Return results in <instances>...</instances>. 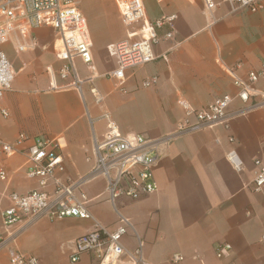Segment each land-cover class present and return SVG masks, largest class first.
I'll return each mask as SVG.
<instances>
[{
  "label": "crops",
  "instance_id": "1",
  "mask_svg": "<svg viewBox=\"0 0 264 264\" xmlns=\"http://www.w3.org/2000/svg\"><path fill=\"white\" fill-rule=\"evenodd\" d=\"M259 1L261 7L255 12L232 11L227 3H219L211 17L202 0H143L150 22L176 15L174 37H164L166 25L156 28L155 59L128 68L120 85L108 76L116 63L107 46L125 38L115 3L79 0L94 67L90 70L79 57L73 59L81 91L73 84V73L65 79L58 77L60 61L53 50L56 35L49 26L31 32L36 39L33 50L16 53L12 40L3 44L14 78L0 101L8 110L7 117L0 113V138L12 141L20 133L61 138L65 174L75 177L91 165L87 157L93 136L100 139L106 131V120L101 118L104 112L123 134L157 138L173 131L184 119L177 104L179 96L193 108L204 107L234 92L223 65L240 63L236 73L243 76L264 61V0ZM150 76H157L156 84L143 87L142 81ZM256 87L264 91L263 82ZM91 88L103 96L102 104L94 102ZM260 100L252 97L249 104ZM240 106L234 101L231 108ZM263 139L264 107L258 106L233 119L228 129L206 128L163 146L153 172L156 192L138 200H116L115 208L131 223L122 238L126 250L133 251L140 241L146 264H264V190L245 187L253 177V159L264 162ZM232 148L243 161L240 172L226 161L225 154ZM0 161L8 175L6 183L0 182V191L25 194L38 187L37 180L24 174L22 154ZM103 187L102 178L84 186L90 198L88 208L102 225L113 228L117 213L103 196L98 197ZM91 228L92 222L86 219L42 218L19 235L16 246L21 253L34 255L37 264H71L69 242ZM219 242L231 245V251L221 258L215 255ZM174 254L182 260L172 262ZM94 261L92 254L82 253L76 264ZM0 264H10L5 251H0ZM117 264H129L128 257L122 256Z\"/></svg>",
  "mask_w": 264,
  "mask_h": 264
},
{
  "label": "built area",
  "instance_id": "2",
  "mask_svg": "<svg viewBox=\"0 0 264 264\" xmlns=\"http://www.w3.org/2000/svg\"><path fill=\"white\" fill-rule=\"evenodd\" d=\"M118 10L120 21L125 31V38L107 46L108 54L114 58L116 67L108 73L120 85L124 82L128 68L142 66L153 59L154 44L158 42L156 28L164 25L168 31L164 37L172 40L175 33V14L163 15L154 22L146 19L143 0H113ZM204 10L212 17L213 10L219 3H227L232 11L247 9L251 12L260 7L259 0H202ZM79 0H0V101L4 93L11 89L14 73L11 62L1 46L12 40L16 53L33 50L36 39L31 32L40 26H49L55 32L53 44L55 58L60 61L58 77L65 79L74 74V86L81 91L82 81L74 71L73 59L79 57L88 69L93 70L91 38L85 18L78 9ZM214 19V18H213ZM164 57V56H163ZM165 58V57H164ZM240 63L229 67L222 66L231 79L233 93H224L206 106L193 108L182 96L177 104L184 112V119L176 128L157 138H150L140 133L123 134L109 113L101 118L106 120V131L102 138L93 136L91 163L89 169L75 177L65 174L63 145L59 137L40 134L29 137L20 133L14 140L0 138V160L16 154L25 157L23 171L27 178L37 180L38 187L25 194L3 189L0 191V251H5L10 264H37L34 255L21 253L16 246L19 235L42 218L59 220L66 217L86 219L92 222V228L69 243L70 263L76 264L82 253L94 256L93 264H117L122 256L128 257L129 264H146L142 257V244L129 252L123 245L122 238L131 227L129 219L116 208V200L126 197L138 200L157 190L154 168L160 160V150L175 138L191 132L221 126L228 129L233 119L244 116L255 107H264V91L256 87L264 83V61L258 69L248 70L240 76L236 69ZM157 76H150L142 81V86L153 87ZM124 91V88H120ZM94 102L102 104L103 96L95 89H90ZM252 97H260V102L251 105ZM234 101L241 106L232 109ZM2 116H8V110L0 105ZM92 123V122H91ZM233 142V137H229ZM264 147V139L262 140ZM226 161L236 171L243 169V161L235 149L225 154ZM254 171L250 183L245 187L254 192L264 190V162L253 159ZM102 178L104 187L98 197L103 196L116 210L117 219L113 228L102 225L88 208L90 198L84 186ZM8 175L0 161V182L6 183ZM5 202L2 206L1 202ZM264 241V233L261 236ZM231 251L227 242L215 246V255L221 258ZM182 260L174 254L172 262Z\"/></svg>",
  "mask_w": 264,
  "mask_h": 264
},
{
  "label": "rangeland",
  "instance_id": "3",
  "mask_svg": "<svg viewBox=\"0 0 264 264\" xmlns=\"http://www.w3.org/2000/svg\"><path fill=\"white\" fill-rule=\"evenodd\" d=\"M48 37H51V34H48Z\"/></svg>",
  "mask_w": 264,
  "mask_h": 264
}]
</instances>
